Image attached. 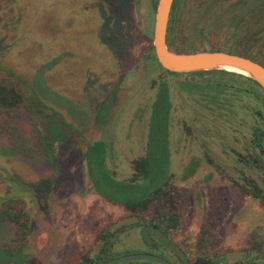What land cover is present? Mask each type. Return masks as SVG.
<instances>
[{
    "label": "rangeland",
    "instance_id": "rangeland-1",
    "mask_svg": "<svg viewBox=\"0 0 264 264\" xmlns=\"http://www.w3.org/2000/svg\"><path fill=\"white\" fill-rule=\"evenodd\" d=\"M156 1L0 0V80L13 79L26 93L33 88L52 109L41 114L51 127L50 159L34 144L27 110L0 114V198L21 195L30 217L27 258L8 251L14 226L0 222V264H75L91 252L102 229L130 214L96 193L91 179L109 197L125 198L115 190L129 182L131 160L147 151L154 174L132 183V197L160 185L169 164L166 201L181 216L171 235L180 247L193 246V233L204 227L210 253L226 260L221 264L256 252V242L264 247V203L238 185L250 188L248 177L264 184L253 134L264 129V105L236 88L239 77L172 75L147 59ZM261 2L181 0L172 50L238 53L230 47L248 38ZM162 82L170 101L166 163V118L153 113L164 108L161 100L155 105ZM43 177L54 178L45 194L22 184ZM141 231L123 234L116 253L146 252L178 264Z\"/></svg>",
    "mask_w": 264,
    "mask_h": 264
},
{
    "label": "trees",
    "instance_id": "trees-1",
    "mask_svg": "<svg viewBox=\"0 0 264 264\" xmlns=\"http://www.w3.org/2000/svg\"><path fill=\"white\" fill-rule=\"evenodd\" d=\"M178 1L180 4L181 1ZM253 18L251 20L252 25L250 33L247 39L238 42L235 47H230L233 50L238 51L237 54L250 57L261 64L264 65V2H261L257 8H255L251 13ZM229 51H231V49ZM177 52H185L183 50H174ZM147 59L156 62V58L153 54V47L146 53ZM157 63V62H156ZM158 64V63H157ZM166 73L172 75H179L183 73H174L163 69ZM219 73H225L239 77L243 82V85L236 87L237 89L243 88L244 91L252 94L257 100L264 105V91L261 87L252 79L239 73L229 72L226 70H214ZM214 71H200L193 72L196 75H201L205 72ZM12 76L20 78L11 73ZM225 84V83H224ZM228 86L227 84L225 87ZM163 101L164 108L160 111L158 109H153V113L162 114L166 118V155L164 156L165 163L169 159L168 140H167V126H168V114L170 109L169 101V89L165 82H162L160 89L156 94L155 105L159 101ZM25 109L30 113L32 120V131L34 144L38 150L43 153V155L49 158L51 138L49 131L51 130L50 124L45 123V118L41 116L47 110H52L48 107L36 94L33 88H30L29 93L23 91L17 84V82L10 78H3L0 80V114H6L14 116L21 109ZM44 125V127H42ZM52 126V124H51ZM258 131V132H257ZM254 141L257 146H260L259 139L264 137V129H258L254 131ZM50 159V158H49ZM213 162V161H212ZM216 170L222 172L223 168L213 162ZM132 166V176L128 183L124 184L125 187L120 190H115V194L124 195L125 198L114 199L109 197L107 193L104 192V188H99V181L92 180V186L96 193H98L103 198L111 201L113 203L121 204L126 211L130 214L125 220L115 221L104 229H102L96 239L95 248L91 252L84 253L81 258L75 264H100L106 260L113 257L124 255L130 252L116 253V244H118L121 236L127 231L142 227V234L150 233L149 237H156L162 243L163 247L166 248V253L174 257L178 264H221V262L226 261L221 257H212L208 247L207 242L210 239V231L207 227L201 228L200 230L193 233L197 236V242L193 246H184L183 248L179 244L172 240L171 235L180 223V213L174 206L167 205L166 193L171 187L169 183V164L166 167L167 178L156 186L153 190L143 193L140 197H132L135 194V189L133 188V182L140 179H148L154 174L152 158L149 156L148 151L144 156L134 158L131 160ZM232 180V178H229ZM10 180V178H9ZM247 184L251 187H246L245 185L240 186L241 190L252 195L254 198H260L264 203V189H262L258 184L255 183L253 178L248 177ZM236 183V181H233ZM54 183L53 177H43L33 182H22L23 186L31 191L32 194H45L47 193ZM137 183V182H136ZM140 183V182H138ZM120 184V183H119ZM237 184V183H236ZM96 188V189H95ZM113 192V188H111ZM21 195H12L8 198H0V222H8L14 226V236L11 240L9 246L10 253H23V257L28 254L24 253L23 249L26 247L28 236L30 232V217L28 211L24 206V199L20 197ZM176 246L181 254L175 252L170 248V245ZM259 250V242L254 244V247L250 250ZM22 251V252H21ZM236 264H243L242 259ZM121 264H158L151 261H130Z\"/></svg>",
    "mask_w": 264,
    "mask_h": 264
},
{
    "label": "water",
    "instance_id": "water-1",
    "mask_svg": "<svg viewBox=\"0 0 264 264\" xmlns=\"http://www.w3.org/2000/svg\"><path fill=\"white\" fill-rule=\"evenodd\" d=\"M173 0H157L154 13L152 46L156 61L161 68L174 73L226 70L249 77L264 91V65L237 53L220 50L177 52L170 49L165 35ZM130 261H151L172 264L167 259L146 252L119 255L100 264H121Z\"/></svg>",
    "mask_w": 264,
    "mask_h": 264
},
{
    "label": "flooded vegetation",
    "instance_id": "flooded-vegetation-1",
    "mask_svg": "<svg viewBox=\"0 0 264 264\" xmlns=\"http://www.w3.org/2000/svg\"><path fill=\"white\" fill-rule=\"evenodd\" d=\"M181 1V0H179ZM181 8L179 7L178 1L175 2V0H173V3L171 5V9H170V14H169V18H168V22H167V29H166V35H165V40L166 43L168 45V47L170 49L171 48V44L173 43V41L175 42L176 40V31L177 28H179V12H180ZM114 95V94H112ZM263 137V136H262ZM262 137H260L259 139V143H260V147L261 151L263 152V157H264V150L262 149ZM255 144V141H254ZM256 145V144H255ZM257 146V145H256ZM263 160V159H262ZM253 163L257 164L258 166L262 165V161L261 159L258 161V158L256 157V160L253 159ZM255 181L256 184H260L259 186L264 189V184L259 183L258 181H256V179H253ZM212 257H220L217 255H211ZM241 260H233V264H236L237 262H240ZM243 264H264V247L262 246V244L259 242V250L254 252V253H248V254H244V259H242Z\"/></svg>",
    "mask_w": 264,
    "mask_h": 264
}]
</instances>
